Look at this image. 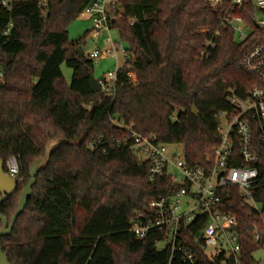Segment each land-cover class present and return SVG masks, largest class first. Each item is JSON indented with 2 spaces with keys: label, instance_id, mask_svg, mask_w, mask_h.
Masks as SVG:
<instances>
[{
  "label": "trees",
  "instance_id": "trees-1",
  "mask_svg": "<svg viewBox=\"0 0 264 264\" xmlns=\"http://www.w3.org/2000/svg\"><path fill=\"white\" fill-rule=\"evenodd\" d=\"M92 1L0 0V158L17 156L20 165L18 190L0 213L11 218L31 163L45 155L50 140L60 142L11 234L0 237L15 264H169L171 247L157 248L162 234L138 240L131 227L152 200L178 187L166 176L149 181L147 162L133 140L124 141L132 132L156 135L182 144L188 165L205 167L220 141L218 113L231 110L232 91L244 97L261 84L242 65L264 36V26L255 23L264 9L254 0L241 12L250 28L243 41L220 26L222 8L208 0H118L111 29L127 43L129 67L118 70L113 92L93 91L95 62L82 50L85 37L70 40L68 32ZM217 30L215 47L202 58ZM63 64L73 70L70 83ZM258 140L255 133V146ZM256 150L262 162L255 199L264 209V151ZM229 190L223 211L237 217L244 264H255L262 247L252 228L260 218L241 206L236 187ZM206 220L179 229V242L201 261Z\"/></svg>",
  "mask_w": 264,
  "mask_h": 264
},
{
  "label": "built area",
  "instance_id": "built-area-1",
  "mask_svg": "<svg viewBox=\"0 0 264 264\" xmlns=\"http://www.w3.org/2000/svg\"><path fill=\"white\" fill-rule=\"evenodd\" d=\"M118 0H93L80 16H90L94 23L93 33L98 36L101 30H110L111 22L118 16L113 13ZM213 8H222L219 16L220 26L231 28L236 32L237 41L245 40L250 28L241 14L246 0H208ZM259 9H264V0H254ZM132 23V22H131ZM258 27L264 26V17L255 16ZM208 32V29H202ZM220 36L215 31L207 47L202 50V58L207 57L215 47V38ZM124 62L119 64L120 57ZM114 58L116 70L99 78L102 90L113 92L118 70L126 64L127 51L122 42L111 37L103 48H97L88 54V58L96 62L103 58ZM243 67L256 75L261 84L254 86L244 97L233 91L229 97L231 110L218 113L220 123L218 134L220 141L214 148L211 164L190 166L184 155L171 156L168 144L159 142L156 135L142 136L132 132L124 141L133 140L132 148L148 164V179L155 182L166 176L178 189L160 195L145 208L148 212H138L131 231L136 239L146 238L151 232L163 235L161 241L165 247H171L169 264H244L237 231V217L223 211L224 198L231 196L229 188L238 189L241 206L251 209V214L260 218V224L253 225V241L264 250V209L255 199L259 188V166L261 155L256 150L264 151V36L248 53ZM131 76V73H129ZM4 72L0 69V81ZM115 122H118L117 120ZM255 133H258V144H254ZM8 174L17 180L20 165L17 156H10L5 161ZM205 216L207 220L201 232L203 250L207 255L201 261L196 251L179 242V229L182 223L189 224L197 218ZM159 241V242H161ZM176 262V263H175Z\"/></svg>",
  "mask_w": 264,
  "mask_h": 264
},
{
  "label": "water",
  "instance_id": "water-1",
  "mask_svg": "<svg viewBox=\"0 0 264 264\" xmlns=\"http://www.w3.org/2000/svg\"><path fill=\"white\" fill-rule=\"evenodd\" d=\"M258 26V25H257ZM82 55L81 51L78 50ZM150 63V59L146 57ZM91 87L93 91H102V86L98 78L91 75ZM60 147L59 138L50 140L46 147L45 155L34 160L29 167V179L20 192V198L16 211L13 213L10 219L4 214L0 213V237L8 236L11 234L17 218L24 212L28 205L29 199L33 194L34 185L37 182V177L41 171L45 170L50 162L53 152ZM18 190V182L12 178L5 169V160L0 158V206L7 200V198L13 195ZM148 212V209H145ZM0 264H15L10 262L7 253L0 247Z\"/></svg>",
  "mask_w": 264,
  "mask_h": 264
},
{
  "label": "rangeland",
  "instance_id": "rangeland-1",
  "mask_svg": "<svg viewBox=\"0 0 264 264\" xmlns=\"http://www.w3.org/2000/svg\"><path fill=\"white\" fill-rule=\"evenodd\" d=\"M257 16H262V14L258 13ZM94 23L90 16H79L77 19L72 21V23L68 27L69 38L70 40L77 39L79 37H85V43L82 45V50L84 54L87 56L89 53L94 51L97 48H103L106 45V40L111 37L114 41L122 42L124 48L127 47V43L121 39L118 30L110 29L108 30H101L99 35L96 37L93 33ZM124 62V58L121 56L118 63L122 64ZM117 61L114 58H103L97 60L95 62V67L93 70V74L96 78H103L104 74L108 73L109 71L116 70ZM62 71L65 80L70 83L73 70L72 68L68 67L66 64L62 65ZM168 150L171 156L183 155V145L182 144H168ZM165 242L161 241L158 242L157 248L164 249ZM255 264H264V250L258 249L254 253Z\"/></svg>",
  "mask_w": 264,
  "mask_h": 264
}]
</instances>
